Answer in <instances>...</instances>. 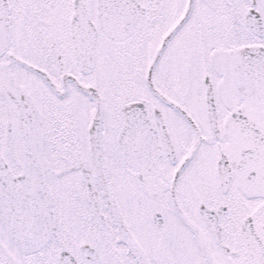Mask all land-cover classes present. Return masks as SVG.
<instances>
[{
  "label": "snow or ice",
  "instance_id": "obj_1",
  "mask_svg": "<svg viewBox=\"0 0 264 264\" xmlns=\"http://www.w3.org/2000/svg\"><path fill=\"white\" fill-rule=\"evenodd\" d=\"M0 264H264V0H0Z\"/></svg>",
  "mask_w": 264,
  "mask_h": 264
}]
</instances>
